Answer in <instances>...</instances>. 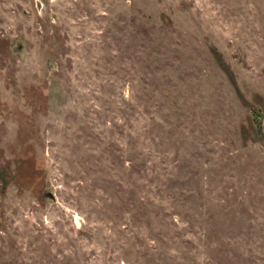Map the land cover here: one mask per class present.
Masks as SVG:
<instances>
[{
	"label": "rangeland",
	"instance_id": "rangeland-1",
	"mask_svg": "<svg viewBox=\"0 0 264 264\" xmlns=\"http://www.w3.org/2000/svg\"><path fill=\"white\" fill-rule=\"evenodd\" d=\"M0 264H264V0H0Z\"/></svg>",
	"mask_w": 264,
	"mask_h": 264
},
{
	"label": "water",
	"instance_id": "water-1",
	"mask_svg": "<svg viewBox=\"0 0 264 264\" xmlns=\"http://www.w3.org/2000/svg\"><path fill=\"white\" fill-rule=\"evenodd\" d=\"M44 195L49 196L51 199H53V195L50 192H45Z\"/></svg>",
	"mask_w": 264,
	"mask_h": 264
}]
</instances>
